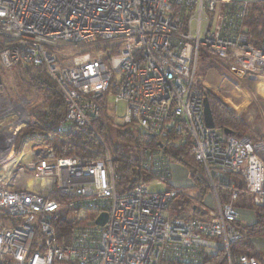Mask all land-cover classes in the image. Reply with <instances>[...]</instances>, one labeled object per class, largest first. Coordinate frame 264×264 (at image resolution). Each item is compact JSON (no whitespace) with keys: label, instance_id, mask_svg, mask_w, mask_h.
Masks as SVG:
<instances>
[{"label":"built area","instance_id":"1","mask_svg":"<svg viewBox=\"0 0 264 264\" xmlns=\"http://www.w3.org/2000/svg\"><path fill=\"white\" fill-rule=\"evenodd\" d=\"M249 5L0 0V69L46 68L66 103L57 133L71 125L93 129L112 97L114 114L125 105L121 124L159 140L141 162L155 178L119 193L108 149L104 161L58 156L49 144L55 132L40 128L27 102L8 96L0 78V264H203L220 255L225 264H260L233 250L241 238L233 202L245 188L254 206L264 207V142L208 128L206 88L197 76L203 49L239 82L231 106L244 99L241 80L264 82V37L248 32ZM101 42L115 44L117 54L62 66L54 52L58 45ZM26 128L43 133L23 135ZM172 139L189 143L202 167L208 195L194 207L202 217L170 215L174 201L187 194L181 184L166 188L173 171L163 149ZM220 185L230 186V202H222ZM102 214L103 226L96 223ZM58 220L70 224L67 234L59 236Z\"/></svg>","mask_w":264,"mask_h":264},{"label":"trees","instance_id":"2","mask_svg":"<svg viewBox=\"0 0 264 264\" xmlns=\"http://www.w3.org/2000/svg\"><path fill=\"white\" fill-rule=\"evenodd\" d=\"M263 7L264 1L250 3L248 8L247 29L250 36L255 39L262 38L264 35ZM19 71H21V74L18 89L24 96L33 95L34 92L38 95L39 99L30 105L29 110L36 117L40 128L55 132V137L49 144L54 148L58 156L78 157L93 162L104 161L106 149H108L112 157L113 169L117 176L116 183L119 193L129 190L137 184L150 182L155 178V175H148L141 169L142 161L139 156L142 153L144 156L146 150L159 148V140L156 137L140 133L134 124H116L107 111L106 102L102 103L100 118L93 122V129L71 125L64 132L57 133L56 128L66 113V103L58 86L44 66L19 69ZM204 94L207 95L206 93ZM207 96L209 97L215 129L224 134L225 130H228L231 132V136L245 138L244 132L246 130L244 129L243 121L236 118L234 113L218 98L209 94ZM35 131L43 133L39 128H26L22 134L31 135ZM175 139H172V142H169L164 147V153L171 164L177 163L192 171H190L189 178L199 188L198 199L203 201L208 194V190L204 186L202 167L196 161L189 143L175 142ZM121 148L128 149L129 153H122ZM130 153H136L137 157L131 156ZM218 191L222 202L231 201L232 190L229 185H220ZM181 198H184V196H180L176 201L181 202ZM251 203V197L245 193V188L240 189L237 201L233 202V204L239 209L253 211L255 213V222L251 225L240 226L241 238L235 244L233 250L239 255L255 257L260 264H264V253L260 252L254 244V239L264 237V209L254 207ZM196 205L195 203H190V201L183 202L179 206L180 208L178 206L175 207V204H173L175 215L177 217H197L200 215V210L199 207L194 210ZM56 227L59 236H62L67 234L70 224L65 220H58ZM203 264L225 263L220 255L215 258H206Z\"/></svg>","mask_w":264,"mask_h":264},{"label":"rangeland","instance_id":"3","mask_svg":"<svg viewBox=\"0 0 264 264\" xmlns=\"http://www.w3.org/2000/svg\"><path fill=\"white\" fill-rule=\"evenodd\" d=\"M262 14H264V7L262 10ZM264 37V35H263ZM262 37V38H263ZM257 39V38H256ZM259 38L258 40H260ZM60 64L62 66L71 65L73 60L84 57L89 55L90 58H96L102 56L104 58L116 55L118 52V47L115 44L109 42H101L94 45H58L57 48L54 50ZM197 76L206 88V94L214 96L218 98L222 103H224L227 108L232 111L236 118L240 119L244 123V129L246 130L244 133L245 138H250L251 141H263L264 142V89L263 93L261 89H258V83L260 81H248V80H241V85L245 90V93L242 92L244 95V99L234 100L231 106L228 103V100L232 97L233 93L235 92V84L239 83L238 80L236 81L234 76H232L223 62H220L216 58L209 56L205 50H201L199 54L198 60V69H197ZM21 71L19 68L13 69L11 71H5L0 69V78L3 80L5 84L4 92L14 98L17 101H25L27 102V106L30 109V105L36 102L39 99L38 95L34 92L33 95H22L19 91V80H20ZM206 95V96H207ZM208 97V96H207ZM209 99V97H208ZM248 100L247 104L244 106L243 102ZM107 104V111L109 115L113 118L116 124H121V119L125 115V105L124 103H120L118 107L117 113H113V98L110 97L106 101ZM239 105H243L242 108H238ZM235 107V108H234ZM104 115V112H103ZM122 153L128 154L129 150L125 148H121ZM131 156L137 157L136 153H130ZM141 161L143 160V153L139 156ZM172 171H173V179L171 180V184L169 182L166 183V188L170 189L172 184H181L182 186L187 188V194L184 198H181V202L174 201L175 207L181 206L183 202L190 201V203H201L202 200H199V192L194 190L190 186L191 179L189 178L190 171L186 167L180 164H172ZM192 172V171H191ZM150 175V174H148ZM237 183L241 186L243 181L237 179ZM163 185L161 188H164ZM152 190L155 189V184H153ZM208 195V194H207ZM206 197V196H205ZM171 207L170 215L175 214V207ZM204 206H201L200 209H205L208 205V202L203 203ZM254 206V204L251 203ZM255 207V206H254ZM180 208V207H179ZM178 208V209H179ZM174 209V211H173ZM260 209H264L261 207ZM251 210L242 209L240 214L242 215L243 219L246 221L250 220L253 216ZM248 214V215H247ZM202 217V216H197ZM257 240L254 241L255 246L264 253V248H262L263 239L256 238Z\"/></svg>","mask_w":264,"mask_h":264},{"label":"water","instance_id":"4","mask_svg":"<svg viewBox=\"0 0 264 264\" xmlns=\"http://www.w3.org/2000/svg\"><path fill=\"white\" fill-rule=\"evenodd\" d=\"M252 81H255V78H251ZM204 120L205 124L208 128L213 129L215 128L214 119L212 115V110L209 104V99L206 95H204ZM226 135H230L231 132L228 130H225ZM196 210V208H194ZM107 221V214H102L100 218L97 220V224L103 226Z\"/></svg>","mask_w":264,"mask_h":264},{"label":"crops","instance_id":"5","mask_svg":"<svg viewBox=\"0 0 264 264\" xmlns=\"http://www.w3.org/2000/svg\"><path fill=\"white\" fill-rule=\"evenodd\" d=\"M245 1H248L250 3H256V2H262L264 0H245ZM240 211H242V209H240ZM252 212L253 216L251 217L250 215V220L249 221H246L245 219H243L242 215H241V226H246V225H251L255 222V213L253 211H250ZM248 215V214H247ZM257 240V239H254V241ZM263 241V244H262V248H264V239L262 240ZM256 248L258 249V247L256 246ZM259 250V249H258ZM260 251V250H259ZM261 252V251H260Z\"/></svg>","mask_w":264,"mask_h":264},{"label":"bare ground","instance_id":"6","mask_svg":"<svg viewBox=\"0 0 264 264\" xmlns=\"http://www.w3.org/2000/svg\"><path fill=\"white\" fill-rule=\"evenodd\" d=\"M258 89H261L262 90V93H263V89H264V82H260L258 83ZM248 100L246 99L244 102H243V105L245 106L247 104ZM243 105H239L238 108H242Z\"/></svg>","mask_w":264,"mask_h":264}]
</instances>
